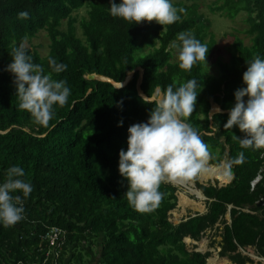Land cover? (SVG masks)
Segmentation results:
<instances>
[{
    "label": "trees",
    "instance_id": "obj_1",
    "mask_svg": "<svg viewBox=\"0 0 264 264\" xmlns=\"http://www.w3.org/2000/svg\"><path fill=\"white\" fill-rule=\"evenodd\" d=\"M216 2L211 11L231 20L246 13L250 44L236 38L231 63L220 60L218 75H207L204 61L190 71L181 70L175 60L179 49L172 47L174 41L181 43L179 33L190 31L208 47L206 60L213 53L217 41L212 23L196 3L171 0L186 12L163 27L112 17L111 0H0V183L7 169L18 165L25 172L21 179L33 188L26 198L13 193L22 197L24 219L7 228L0 223V264H86L76 253L80 247L91 257L87 264H208L211 253L190 251L184 240L198 242L213 229L220 231L221 258L254 264L242 250L255 248L264 259V206H257L264 201V149L241 148L234 135L245 134L238 126L224 128L235 92L246 87V62L256 55L264 59V0ZM83 8L87 16L73 15ZM21 11L28 12V18L19 19ZM41 31L48 34L47 55L26 48L28 55L45 74L51 72L49 59L66 65L52 75L70 88L67 103L54 107L47 127L19 110L15 78L7 71L13 47ZM141 71L140 89L148 99L157 89L163 95L170 84L197 81L195 112L187 122L209 146L211 165L224 160L228 164L244 154L242 164L230 167L229 184L204 185L195 179L207 198V212L178 225L169 220L178 204L176 186L161 185L164 198L150 213L137 212L125 197L129 185L119 172V153L128 150L129 127L146 123L157 102L139 94ZM130 73V81L120 88L87 79L97 74L120 84ZM212 104L225 113L210 117ZM258 176L261 180L252 187ZM53 228L61 232L51 245Z\"/></svg>",
    "mask_w": 264,
    "mask_h": 264
},
{
    "label": "clouds",
    "instance_id": "obj_2",
    "mask_svg": "<svg viewBox=\"0 0 264 264\" xmlns=\"http://www.w3.org/2000/svg\"><path fill=\"white\" fill-rule=\"evenodd\" d=\"M186 9L177 8L171 0H122L118 5L111 0L110 15L129 24L156 22L163 27L181 19ZM21 11L19 19L28 18ZM172 47H178V66L190 71L197 62H206L208 47L189 32L177 36ZM27 37L13 47L7 71L13 74L18 98V108L30 114L35 124L47 127L54 115V107L64 106L70 95L66 80H56L52 73H60L66 65L49 59L51 72L45 74L40 64L32 62L26 50ZM247 63L243 74L246 87L235 92V106L230 109L225 130L238 126L244 138L235 137L241 148L264 149V59L259 55ZM195 79L178 87L168 85L163 97L152 107L146 123L129 127L128 150L120 151L119 172L128 181L125 197L129 205L140 213H150L162 202V184L191 182L209 171L211 153L198 131L188 123L195 112L198 93ZM159 93V89H157ZM245 98L247 100L245 101ZM217 111H220L217 109ZM244 162L240 152L228 162L227 167ZM20 166L7 169L6 180L0 183V223L4 227L14 226L24 219L23 197L33 191ZM258 178V177H257ZM256 178V179H257ZM244 253V250H242ZM246 251V250H245ZM247 255V254H246ZM249 256V255H248Z\"/></svg>",
    "mask_w": 264,
    "mask_h": 264
},
{
    "label": "rangeland",
    "instance_id": "obj_3",
    "mask_svg": "<svg viewBox=\"0 0 264 264\" xmlns=\"http://www.w3.org/2000/svg\"><path fill=\"white\" fill-rule=\"evenodd\" d=\"M174 1H185L189 4L196 3L200 7L201 13H203L212 23L211 32L215 35L217 45L213 51V53L207 58L205 62L204 72L207 75H218L219 69L217 68V62L218 61H224L227 63H231L232 61V54H231V48L232 44L235 42V39H241L244 43L247 45L250 44V38L247 35L246 31L248 29L247 24V15L246 13H240L234 20H231L227 18L224 14H220L219 12H212L211 8H215L217 4V0H174ZM75 17H85L87 16V10L86 8H83L81 10H78L73 14ZM65 24L63 25V27ZM26 48H28L30 51L36 50L41 56H45L48 53L49 50V39L48 34L46 31H41L35 38L31 39L29 42L26 43ZM175 60H178V51L175 52ZM157 92L155 96L158 98L160 96H163ZM157 98V99H158ZM160 99V98H159ZM246 101V100H245ZM216 104H212L210 113L214 114V111H216ZM217 113H220V111H217ZM213 116V115H212ZM219 163L218 165H211V162L209 160V166H223L224 171L227 173L230 172V168L227 167V164ZM230 175V174H229ZM200 184L204 185H215L216 181L219 183L218 185H226L220 182L218 179H208L207 181L202 180L201 176L196 178ZM201 179V180H200ZM194 181V183H193ZM191 182H188L187 187H182L177 184H172L176 186L177 188V195H178V204L177 207L170 212L169 220L174 225H178L183 220L188 218L189 216H194L196 214H205L207 212V200L204 198H199L198 195H196L195 190L198 191L196 187L195 180ZM192 190L194 192H192ZM186 193L190 201L193 205H190L187 208L180 207V194ZM200 203L204 210H196L194 209L195 203ZM185 211V212H184ZM201 211V212H200ZM174 213V214H173ZM179 216V217H178ZM181 216V217H180ZM227 219L229 221V215H227ZM219 226V225H217ZM219 230L213 229V230H207L205 232V235L201 238L200 241L197 243H189L185 241L187 248L192 250H199L203 253L210 252L211 256L208 258L207 263H210V260L213 257H218L219 261L224 260L226 258H221L219 256V243L221 241V237L219 236ZM205 242V249H200V244ZM189 245V247H188ZM93 250L96 251V247H93ZM77 255L81 256L85 261H90L91 257H87V254L85 251L80 247L76 250ZM215 253V254H214ZM244 254L249 255L254 261V264H264V259L259 257L255 248H248L246 251H244ZM227 260V259H226ZM86 262V264H87ZM227 264H232L231 262L227 261Z\"/></svg>",
    "mask_w": 264,
    "mask_h": 264
},
{
    "label": "bare ground",
    "instance_id": "obj_4",
    "mask_svg": "<svg viewBox=\"0 0 264 264\" xmlns=\"http://www.w3.org/2000/svg\"><path fill=\"white\" fill-rule=\"evenodd\" d=\"M159 98L161 99L162 96H160ZM159 98H158V100H159ZM216 108L218 109V107H216ZM200 176H201V179L202 180L207 181L208 179H218L223 184H228L230 182V180H231V176L229 175V173H227L226 171H224L223 166H218V167L217 166H209V171L206 172V173H204V174H202V175H200ZM193 183H194V181H193ZM176 184L177 185H180L182 187L189 186V185H187L188 182L187 183H185V182H178ZM192 192H194V191L192 190ZM195 193H196V195L199 196V198H203L202 194L199 191L195 190ZM179 201H180V204L179 205L182 208H187L190 205H193L192 202L190 201V199L188 198V196L186 195V193H181L180 194V200ZM193 208L196 209V210H204L203 206L200 203H195ZM186 241L188 242V244L189 243H195V241H193L189 237L186 239ZM205 244H206L205 242L201 243L200 244V249H205ZM188 247H189V245H188ZM201 253H203V252H201ZM210 263L211 264H227V260L224 259V260L219 261L218 257L215 256V257H213L210 260Z\"/></svg>",
    "mask_w": 264,
    "mask_h": 264
},
{
    "label": "water",
    "instance_id": "obj_5",
    "mask_svg": "<svg viewBox=\"0 0 264 264\" xmlns=\"http://www.w3.org/2000/svg\"><path fill=\"white\" fill-rule=\"evenodd\" d=\"M132 75H133V73H130V74L128 75V77L126 78L125 82L120 83V84L114 82L113 80H111V79H109V78H106V77H103V76H99V75H97V74H90V75L87 76V79L90 80V81L98 80V81L110 82V83H112L115 87L120 88V87L125 86V85L130 81ZM142 75H143V72L141 71V78L139 79V82H138V90H139V94H140L144 99H146V100H150V101L157 100V98H155L154 96H153L151 99H148V98L143 94V92L141 91V89H140V84H141V80H142ZM157 101H158V100H157ZM214 114H215V113H214ZM214 114H211V113H210V117H211L212 115H214ZM223 163L225 164V161H224ZM222 186H224V185H220V187H222ZM198 191L202 194V192H201L200 190H198ZM202 196H203L204 199H207L203 194H202ZM257 206H258V207H262V206H264V201H261V202L257 203ZM231 208H232V207L230 206V209H231ZM194 216H195V215H194ZM186 239H187V238H186ZM186 239H185L184 241H186ZM195 243H197V242H195ZM195 252H200V253H201V251H199V250H197V249L195 250Z\"/></svg>",
    "mask_w": 264,
    "mask_h": 264
},
{
    "label": "built area",
    "instance_id": "obj_6",
    "mask_svg": "<svg viewBox=\"0 0 264 264\" xmlns=\"http://www.w3.org/2000/svg\"><path fill=\"white\" fill-rule=\"evenodd\" d=\"M261 176H258V178L252 183V187H254L260 180H261ZM59 232H61V230H59L58 228H53V230L50 232V244L51 245H54L53 243H54V241H56V239L58 238V233ZM52 253H51V251L50 252H47V257H49L50 255H51ZM53 254H55V259H56V255L58 254V253H55L54 251H53ZM54 264H56V261H55V263Z\"/></svg>",
    "mask_w": 264,
    "mask_h": 264
},
{
    "label": "crops",
    "instance_id": "obj_7",
    "mask_svg": "<svg viewBox=\"0 0 264 264\" xmlns=\"http://www.w3.org/2000/svg\"><path fill=\"white\" fill-rule=\"evenodd\" d=\"M156 93H157V91H156ZM156 93L154 94V97H155V98H158L157 96H155ZM160 94H161V93H160ZM161 95H162V94H161ZM162 97H163V96H162ZM150 99H151V98H150ZM157 100H158V99H157ZM157 100H156V101H157ZM154 101H155V100H154ZM216 107H218V109L220 110V113H225V112H223V111L220 109V107H219L218 105H217ZM214 113L217 114V108H216V111H214ZM226 113H229V112H226ZM224 161H225V163L227 164V160H224ZM229 174H230V176H231V180H230V182H231V181L233 180V175L231 174V171L229 172ZM230 182H229V183H230ZM229 183H228V184H229ZM226 185H227V184H226ZM224 186H225V185H224ZM206 200H207V199H206ZM186 219H187V218H186ZM228 222H230V219H229ZM195 242H196V241H195ZM226 259H227V258H226ZM227 261L230 262L228 259H227ZM254 263H255V262H254ZM232 264H233V263H232Z\"/></svg>",
    "mask_w": 264,
    "mask_h": 264
}]
</instances>
